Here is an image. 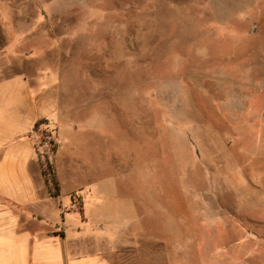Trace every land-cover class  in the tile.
Segmentation results:
<instances>
[{
    "label": "rangeland",
    "instance_id": "1",
    "mask_svg": "<svg viewBox=\"0 0 264 264\" xmlns=\"http://www.w3.org/2000/svg\"><path fill=\"white\" fill-rule=\"evenodd\" d=\"M17 73L100 111L53 159L64 194L128 203L112 229L140 239L114 264H264V0H0V78Z\"/></svg>",
    "mask_w": 264,
    "mask_h": 264
},
{
    "label": "crops",
    "instance_id": "2",
    "mask_svg": "<svg viewBox=\"0 0 264 264\" xmlns=\"http://www.w3.org/2000/svg\"><path fill=\"white\" fill-rule=\"evenodd\" d=\"M70 97L60 80H29L20 73L0 78V264H114L109 250L140 239L126 228L113 231L125 201L117 203L111 193L93 200L97 191L85 187L64 194L58 151L51 158L61 193L54 197L48 190L38 155L44 131H51L58 150L65 128L71 137L84 128L101 131L100 111L87 112L92 118L84 122L75 114L83 104ZM93 99L91 93L86 102ZM40 119L47 121L36 125ZM105 217L112 223L101 222Z\"/></svg>",
    "mask_w": 264,
    "mask_h": 264
},
{
    "label": "trees",
    "instance_id": "3",
    "mask_svg": "<svg viewBox=\"0 0 264 264\" xmlns=\"http://www.w3.org/2000/svg\"><path fill=\"white\" fill-rule=\"evenodd\" d=\"M46 121L47 119H40L38 120L36 125L45 123ZM57 148H58V143L54 142L52 153H54L57 150ZM38 155L42 167V174L44 176L48 190L52 196L57 197L61 193V187L51 155L50 156L47 155L46 157L42 158L43 156L39 154V150H38Z\"/></svg>",
    "mask_w": 264,
    "mask_h": 264
},
{
    "label": "built area",
    "instance_id": "4",
    "mask_svg": "<svg viewBox=\"0 0 264 264\" xmlns=\"http://www.w3.org/2000/svg\"><path fill=\"white\" fill-rule=\"evenodd\" d=\"M78 195L76 194L75 197H77Z\"/></svg>",
    "mask_w": 264,
    "mask_h": 264
}]
</instances>
